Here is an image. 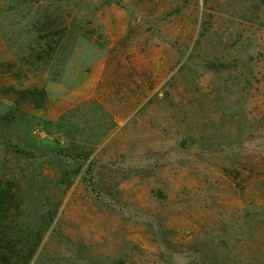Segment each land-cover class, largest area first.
Wrapping results in <instances>:
<instances>
[{
  "label": "rangeland",
  "instance_id": "rangeland-1",
  "mask_svg": "<svg viewBox=\"0 0 264 264\" xmlns=\"http://www.w3.org/2000/svg\"><path fill=\"white\" fill-rule=\"evenodd\" d=\"M1 116V264H264V0H0Z\"/></svg>",
  "mask_w": 264,
  "mask_h": 264
},
{
  "label": "trees",
  "instance_id": "trees-1",
  "mask_svg": "<svg viewBox=\"0 0 264 264\" xmlns=\"http://www.w3.org/2000/svg\"><path fill=\"white\" fill-rule=\"evenodd\" d=\"M47 19H50L51 18V16H47L46 17ZM50 21V20H49ZM36 24V23H35ZM39 36H40V38H41V40H46V39H48L49 40V42H50V39H51V37H52V35H51V33L50 34H48V33H43V34H39ZM47 40V41H48ZM53 51H54V49H53ZM17 93H18V95L19 96H27V95H33V96H37L36 98H35V100L37 99V98H40V97H42V98H44L45 97V91L43 90V89H41V88H38V87H30V88H26V89H23V90H18V91H16ZM34 103L36 102V101H33ZM7 119V117L6 116H1L0 117V120H6ZM3 224H4V221H0V259H2V257H5V255H4V250L2 249V247H1V242H4V241H6V235L1 231V227L3 226ZM1 264V263H0Z\"/></svg>",
  "mask_w": 264,
  "mask_h": 264
}]
</instances>
